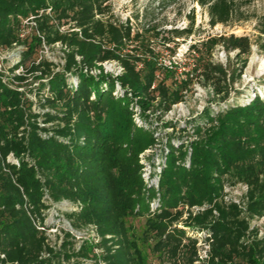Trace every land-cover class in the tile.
Instances as JSON below:
<instances>
[{"label": "trees", "instance_id": "16d2710c", "mask_svg": "<svg viewBox=\"0 0 264 264\" xmlns=\"http://www.w3.org/2000/svg\"><path fill=\"white\" fill-rule=\"evenodd\" d=\"M252 1L198 0L211 27L255 19V34L191 44L197 65L176 76L156 56V25L114 17L110 0H0V50L22 47L9 68L22 70L0 76V264H148V255L156 264H264V236L251 223L264 215V97L226 101L252 46L264 52V13L250 11ZM192 25L168 30L162 44L177 45ZM56 44L62 64L38 55ZM218 44L239 68L210 59ZM108 61L122 71L104 72ZM33 78L36 110L22 88ZM196 79L223 103L205 106L184 126L168 123L191 135L162 142L158 185L147 187L138 155L158 141L149 116L184 101ZM239 184L246 189L229 196L226 189ZM62 201L75 205L66 213L71 231L94 232L78 247L68 230L55 244L46 233V211ZM129 216L145 217L141 234Z\"/></svg>", "mask_w": 264, "mask_h": 264}, {"label": "rangeland", "instance_id": "374dc122", "mask_svg": "<svg viewBox=\"0 0 264 264\" xmlns=\"http://www.w3.org/2000/svg\"><path fill=\"white\" fill-rule=\"evenodd\" d=\"M111 9L114 17L124 21L128 18L134 26L141 25H156V31L160 32L157 39L153 38V47L155 48L156 56L161 63H165L167 66L173 67L175 75L180 76L182 72H192L191 69L197 65L195 58L189 53V46L197 43L203 39L208 38L215 34H230L235 35H250L254 36L255 31L253 29L255 19L248 21H239L234 25H222L217 24L211 27L208 23V14L205 7H202L198 0H110ZM250 11H255L257 14L264 13V0H253L249 8ZM134 16L138 17V20ZM193 21L192 33L190 35H182L176 38L175 42L170 41L162 44L164 38H169L170 33L168 30L177 29L182 30L189 26ZM24 34L32 33L30 23H26V27L23 28ZM166 46L173 47L171 52L166 49ZM21 46H15L8 50H0V66L6 70L7 77H11L13 74H18L22 69L16 68L13 72L9 68H12L19 61ZM38 55L44 56L48 60L55 64H62L63 52L59 45H54L49 48L43 46L39 50ZM210 59L214 62L221 63L223 66H230L231 68H239L241 62L234 58L233 52L226 53L221 45H216L211 50ZM108 66V64H106ZM57 69V68H55ZM104 71V66L102 65ZM117 68L114 65L108 66L107 72L114 74ZM175 76V77H176ZM39 80H28L26 86H22L27 91V95L34 102L33 108L36 110L38 103L35 96V89L38 86ZM27 87V88H26ZM28 89H32L29 91ZM259 92L264 97V52H257L256 47L252 46V51L246 59L245 67L242 69L240 76L234 81H230L229 94L226 101L245 103L250 100L252 92ZM223 101L213 94L210 85L200 80H193L191 85L185 94V100L173 107L171 112L162 115L158 118V114L149 116L150 122L153 123L152 130L155 132L157 140H163L168 136L175 135H187L189 133H182L178 131V127L174 128L169 122H179V126H184V120L196 116L203 110L205 106H216ZM149 112V111H146ZM135 117H141V111H137ZM148 120V122H149ZM161 141H156V145H152L138 155V160L141 164L140 177L145 186H156L157 170L159 168V149L161 148ZM162 170V169H161ZM159 181V180H158ZM228 195L237 198L244 191V187L240 184L234 188H227ZM75 209V205L62 201L60 203H54L46 211V233L49 236L51 244L59 243L63 233L68 229L66 213ZM128 224H130L137 234H141L144 228L145 217L129 216L126 218ZM252 225H255L259 234L264 236V215L255 218L251 221ZM81 233L75 235L76 243L78 247L82 239L90 234L88 230L80 231ZM201 236V234L199 235ZM200 254L205 255V246L202 242H199ZM149 254V251H146ZM148 264H156L152 255L147 256ZM80 264H95L93 260L87 259L80 262ZM102 264V263H99Z\"/></svg>", "mask_w": 264, "mask_h": 264}, {"label": "built area", "instance_id": "2783aa9c", "mask_svg": "<svg viewBox=\"0 0 264 264\" xmlns=\"http://www.w3.org/2000/svg\"><path fill=\"white\" fill-rule=\"evenodd\" d=\"M106 64H108V66L114 65V66L117 68L116 73H114V75H117V74H119V73L122 71L121 66H119L116 62H114V61H108V62H104V63L102 64V65L104 66V72H107V70H108V66H107ZM5 71H6V70L2 69L1 66H0V72H1V75H0V76H1V78H2L3 81H5V80L7 79V75L5 74V73H6ZM99 72H100V70H99V69H96V68H93V69H90V70H89V73H91V74H93V75H96V74H98ZM118 87H119V85L116 84L115 89H118ZM114 92H116V91H114ZM256 95H260V93H259V92H256V91L253 90L250 99L254 98ZM182 102H183V101L174 104L173 107L176 106V105H178V104H181ZM173 107H172V109H173ZM172 109H170L167 113L171 112ZM167 113H165V114H167ZM135 121H136V122H140L138 117H135ZM158 141H161V142H160V143H161V146H162V142H163V143L165 142V141H163V140H158ZM158 141H157V142H158ZM153 145H156V143L153 144ZM150 147H151V146H150ZM150 147H148V148H150ZM146 149H147V148H146ZM146 149H145V150H146ZM159 155H160L161 157H160V160H159V161H160V162H159V168H158V170H157L156 186L158 185V180H159L160 172H161L162 166H163V164H164V158H163L162 153H161V148L159 149ZM8 159L11 160V161H13V162H17V160H16L15 158H13L11 155L8 156ZM240 185L244 187V190L246 189V186H245V185H242V184H240ZM156 186H155V187H156ZM152 204H153V203H152ZM195 209L197 210L198 207H195ZM37 227H38V228H42V227H40V226H37ZM67 227H68V225H67ZM67 230L70 231L73 235H77V236L81 233V232H73V231L70 230V228H68ZM89 231L91 232L90 235L94 236V232H93V230L91 229V230H89ZM1 256H3V255H1Z\"/></svg>", "mask_w": 264, "mask_h": 264}]
</instances>
